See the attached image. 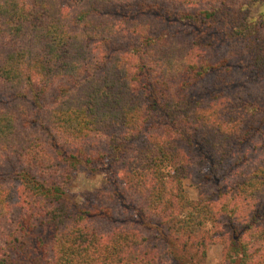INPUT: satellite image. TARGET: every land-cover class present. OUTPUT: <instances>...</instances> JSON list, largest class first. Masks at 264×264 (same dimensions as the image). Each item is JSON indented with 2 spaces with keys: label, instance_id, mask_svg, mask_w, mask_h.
I'll return each mask as SVG.
<instances>
[{
  "label": "trees",
  "instance_id": "trees-1",
  "mask_svg": "<svg viewBox=\"0 0 264 264\" xmlns=\"http://www.w3.org/2000/svg\"><path fill=\"white\" fill-rule=\"evenodd\" d=\"M238 4L0 0V101L26 103L0 107V169L16 182L0 180V264H205L215 241L226 264H264V151L245 173L237 153L264 133V109H217L198 93L230 71L212 57L237 41L241 67L264 77V0ZM184 73L196 82L167 83ZM102 165L121 188L71 198L79 168Z\"/></svg>",
  "mask_w": 264,
  "mask_h": 264
},
{
  "label": "rangeland",
  "instance_id": "rangeland-1",
  "mask_svg": "<svg viewBox=\"0 0 264 264\" xmlns=\"http://www.w3.org/2000/svg\"><path fill=\"white\" fill-rule=\"evenodd\" d=\"M245 1L246 0H239V4L242 3L244 4ZM67 10L72 12V9H67ZM73 10H75V7H73ZM163 26L165 25L160 24V27H156V33ZM263 26H264V19H263ZM171 29L173 28L168 27L167 30L173 33ZM182 34L183 33H181L180 36ZM183 37L184 40H186V38L189 37V34L184 32V36H182V39ZM119 40L125 42V39L123 37L120 38ZM89 45H90L89 47L92 50H94V53H96L97 48H100L99 51H101V54L104 53L105 51L107 53H111L110 52L111 49H108L105 44L91 43ZM194 53L197 55L193 56L192 59H198L202 51H194ZM222 55H227L228 62L226 65L230 66V71L226 73L216 72L210 75V77H208L205 83H201L199 85L198 93L203 95L206 100L212 99L213 103L215 104L214 106L217 109L223 110L224 107H227L230 111H233L234 109H237V107L241 103L248 105H256L258 108L264 109V77H262L261 80H257L259 76H254L250 72L247 73L241 67L240 64L241 61L239 59L244 58L242 43L237 41L235 43L233 42L229 47H227V45H224L216 53H214L212 60H216L218 59V57ZM125 57L132 60L134 59L131 55L129 56L127 55ZM192 79H194V74L191 73L190 75L189 73H184V76L177 75L172 77L171 79H168L167 83L172 88L175 89L178 88L179 84L183 80L189 81L190 84L195 83L196 81ZM162 81L164 80L162 79ZM54 84L50 85V88L47 89V92L45 94L46 98L51 97L52 92L55 90ZM190 84H187L184 87L188 88ZM181 85H184V82ZM44 101L45 103H49L47 102L48 101L47 99H45ZM22 104H26L25 102H22V97L10 98V96L4 95L3 100L0 101V107H8L6 109L14 113L17 112V108L21 109V113H22ZM47 105L49 106L50 104ZM26 107L27 109H31L30 106L26 105ZM229 113L226 114V117ZM247 121L249 122V120ZM253 145H254V152L251 151V147ZM100 147H103V143L100 144ZM263 151H264V133L254 135L251 138V140L239 145V150L237 153L240 156H242V153H245L244 160L246 161L245 164H238L240 171L244 173L245 171H248L251 165L250 163H252L253 161L258 162L259 158H261L263 155ZM257 157L259 158L257 159ZM233 162L234 159H231L226 163L232 164ZM107 167L108 166L102 165L98 168L97 171L92 172L86 167L81 166L79 170L76 172L75 176L73 177V180L68 188V194L70 195V197L78 201H87L89 199H92L100 191L109 193V191H112L113 188H121V183L119 182V180H117L119 178L117 179L113 178V176H111L107 172L106 170ZM225 168L226 167H223V170H221L220 176L223 174V171H226ZM10 176L11 174L8 165H5V167L0 169V180L8 181V182L11 181V183L16 184L15 180L9 179ZM194 178L197 181L199 179L198 176H195ZM113 179H115L116 181ZM184 185L187 190L189 198L195 199L197 197V189L194 186V183H192L189 180H186L184 182ZM134 197L136 196L132 195L129 196L128 199L133 200ZM106 203L107 205L114 207L116 211H120V205H118L117 201L113 199H107ZM214 205L215 208L218 209L219 204L217 203ZM18 216H19L18 208H12L8 215L9 218H13V219H16ZM105 225H107L108 227L110 224L105 223ZM163 264H169V262L168 263L164 262ZM205 264H226L223 261V246L219 241H215L213 244H211L208 247Z\"/></svg>",
  "mask_w": 264,
  "mask_h": 264
}]
</instances>
